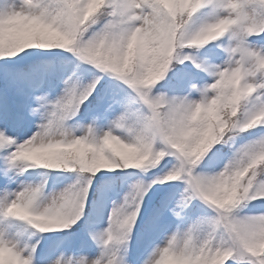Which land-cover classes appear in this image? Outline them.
<instances>
[{"label":"snow or ice","instance_id":"1","mask_svg":"<svg viewBox=\"0 0 264 264\" xmlns=\"http://www.w3.org/2000/svg\"><path fill=\"white\" fill-rule=\"evenodd\" d=\"M0 264H264V0H0Z\"/></svg>","mask_w":264,"mask_h":264}]
</instances>
